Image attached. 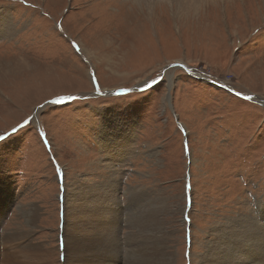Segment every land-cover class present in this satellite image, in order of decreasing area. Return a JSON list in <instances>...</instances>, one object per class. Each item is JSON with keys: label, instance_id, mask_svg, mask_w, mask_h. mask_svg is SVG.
<instances>
[{"label": "rangeland", "instance_id": "rangeland-1", "mask_svg": "<svg viewBox=\"0 0 264 264\" xmlns=\"http://www.w3.org/2000/svg\"><path fill=\"white\" fill-rule=\"evenodd\" d=\"M122 1L0 0V242L63 264L66 200L91 197L98 222L115 216L90 228L95 253L119 241L109 264L129 263L130 233L149 259L155 228L171 264H203L219 224L264 211V0L156 3L153 19Z\"/></svg>", "mask_w": 264, "mask_h": 264}, {"label": "bare ground", "instance_id": "bare-ground-1", "mask_svg": "<svg viewBox=\"0 0 264 264\" xmlns=\"http://www.w3.org/2000/svg\"><path fill=\"white\" fill-rule=\"evenodd\" d=\"M124 1H126V3L134 4L135 6L140 8L141 11L144 10L146 12V16L147 15L149 17L152 16L150 19H153L154 17H156L154 15L155 10H153L154 9L153 7L156 5V3L157 4L169 3L173 5L175 7V12L177 13V15L181 16L183 14L191 15L193 12L197 11L204 2L208 0H123L122 1L123 4H125ZM237 1L240 4L244 5V3H242L240 0H234L231 7H233L237 3ZM5 26H6L5 28L0 27V37L5 36L7 32H9V30H11L14 27L13 24H11V28L10 25L8 26L5 25ZM85 50L86 49H84L83 51ZM85 52L87 54L89 53L88 51ZM123 135L124 134H121L120 137L118 135V137H116L114 140L112 138L111 139L112 142L118 143L120 141V143L122 142L123 145L124 144L123 141L125 140L127 141V138L125 136L123 137ZM112 142H110L111 145ZM94 187L92 186L91 188ZM110 189H111V185L106 184L105 186H101L100 191L104 193L101 194V196L105 195L104 202H107L109 199H112L111 203L113 204V202L116 201L117 198L115 196V193H113L112 190L110 191ZM106 196L112 198H107ZM5 205L6 204H4V207ZM97 205L98 204L95 203L91 197H85L83 202H80V196H77L76 199H74V201L73 198H68L66 200L65 203L66 214L64 218L65 224L63 227L64 228L63 239L61 242L63 264H109L108 260H110L111 263L114 261L117 262V260L116 259L114 260L112 257L117 256L118 253L120 252V250L118 249L119 241L118 242L115 241L117 244L116 252H114L113 249L109 251L110 245L108 244L99 245L97 253L93 252L90 248L89 239L92 238V234H93L90 228L95 227V229L98 232L97 233L98 235H101L103 233L106 234V232H111L110 229L111 227L113 228L115 222L114 219L115 216L112 207L102 208L104 214L100 215V222H98V219L96 218V213L100 212L99 210L101 208L99 209V206L101 205V203L99 202V205L98 206ZM4 207L2 205L0 206V214L2 212V208L4 209ZM37 212L38 209L36 208L28 216H27V211L24 212L25 216L28 218L29 223L31 225L36 224L37 219L35 215ZM140 212H142V209ZM257 213H258V218L254 217L253 215L239 216L236 219L231 218L228 221H226V223L219 224V229L217 230L219 234V238H218L219 241L217 239H216L217 241H213L209 246L208 254L205 256L203 255L201 257L203 264L204 263L205 264H264V257L263 260L261 261L259 252H257L256 254V249L258 248V246H260V250L264 254V211L261 213L259 212ZM71 215H73L72 216L73 219L71 220L70 223L69 220L71 218ZM83 215H85V217H83ZM141 221L142 219L139 214L137 216L135 215L134 217H131L128 220V223L130 226H135V225H141ZM155 229L156 230L151 231L146 236H160L162 237V239L158 244H156L157 246H159L156 250L152 252L148 250L149 259L147 260H143L142 257L139 255L141 252L140 250L141 248L140 249L137 248H139L141 244H137L138 236L135 237L134 234L130 233V237L132 241L129 240V237L128 240L133 249H129L131 252H128V257H129L128 264H171L172 263L173 254L171 252H168L167 250H166L167 252L160 251L162 248H167V243H166L168 239L167 234L164 233L162 235L161 231H163L162 230L163 228L162 229L160 228V230H158L157 228ZM79 236H83L84 238L80 240ZM0 240H1V236H0ZM23 240H24L23 236H21V234L19 233L14 236H6L5 238H2V241L4 243L2 244L1 243L2 241L0 242V262H1L0 264H43L44 262L46 263V260H48V258H50L51 256V252L44 250L41 245H37V244H30L27 247H25ZM83 242L87 245H85ZM164 242L166 246H163Z\"/></svg>", "mask_w": 264, "mask_h": 264}, {"label": "water", "instance_id": "water-1", "mask_svg": "<svg viewBox=\"0 0 264 264\" xmlns=\"http://www.w3.org/2000/svg\"><path fill=\"white\" fill-rule=\"evenodd\" d=\"M117 93H119V91H118V92H116V94H117ZM44 105H45V104H43V105H42V106H40V107H41V108H43V107H44Z\"/></svg>", "mask_w": 264, "mask_h": 264}, {"label": "snow or ice", "instance_id": "snow-or-ice-1", "mask_svg": "<svg viewBox=\"0 0 264 264\" xmlns=\"http://www.w3.org/2000/svg\"><path fill=\"white\" fill-rule=\"evenodd\" d=\"M54 102H58V101H54Z\"/></svg>", "mask_w": 264, "mask_h": 264}, {"label": "crops", "instance_id": "crops-1", "mask_svg": "<svg viewBox=\"0 0 264 264\" xmlns=\"http://www.w3.org/2000/svg\"><path fill=\"white\" fill-rule=\"evenodd\" d=\"M122 213V212H121ZM122 215V214H121Z\"/></svg>", "mask_w": 264, "mask_h": 264}]
</instances>
